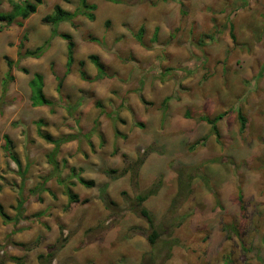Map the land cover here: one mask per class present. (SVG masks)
<instances>
[{
	"label": "clouds",
	"instance_id": "1",
	"mask_svg": "<svg viewBox=\"0 0 264 264\" xmlns=\"http://www.w3.org/2000/svg\"><path fill=\"white\" fill-rule=\"evenodd\" d=\"M0 264H264V0H0Z\"/></svg>",
	"mask_w": 264,
	"mask_h": 264
}]
</instances>
